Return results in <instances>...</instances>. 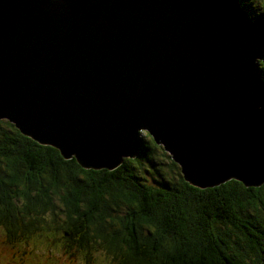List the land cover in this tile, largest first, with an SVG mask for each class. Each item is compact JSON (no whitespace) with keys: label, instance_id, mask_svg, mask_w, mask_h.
I'll return each mask as SVG.
<instances>
[{"label":"water","instance_id":"obj_1","mask_svg":"<svg viewBox=\"0 0 264 264\" xmlns=\"http://www.w3.org/2000/svg\"><path fill=\"white\" fill-rule=\"evenodd\" d=\"M264 16L233 0H0V118L118 166L147 130L199 187L264 182Z\"/></svg>","mask_w":264,"mask_h":264},{"label":"trees","instance_id":"obj_2","mask_svg":"<svg viewBox=\"0 0 264 264\" xmlns=\"http://www.w3.org/2000/svg\"><path fill=\"white\" fill-rule=\"evenodd\" d=\"M233 1L253 19L264 16V0ZM139 137L136 157L112 169L84 168L0 122L3 249L22 258L42 234L49 245L59 242L53 264H264V182L199 187L177 172L149 179L142 155L157 169L179 165L147 130Z\"/></svg>","mask_w":264,"mask_h":264},{"label":"rangeland","instance_id":"obj_3","mask_svg":"<svg viewBox=\"0 0 264 264\" xmlns=\"http://www.w3.org/2000/svg\"><path fill=\"white\" fill-rule=\"evenodd\" d=\"M251 4L255 7L260 6V1L259 0H251ZM263 58H264V56H263ZM258 59H260V58L256 57L254 62L258 63L259 62ZM5 120L9 121L8 118L5 116L0 118L1 123H5ZM139 154H140V152L138 149V152L132 157H136ZM125 158H127V157H125ZM150 159L154 160V158H150L148 156L142 155L141 156V166H140V169L146 168L147 171H149V173H148L146 170L143 169L145 174L148 175L149 179L152 176L158 177V175L163 176V175H167L168 173L174 174L177 172V174L182 175V178L184 180L188 181V179H185L181 164L177 160H175V161L179 165V169L172 168V170H173L172 171L170 169V167L167 165H160L161 169H157L153 164L154 162L150 163L151 162ZM116 167H114V168H116ZM163 173H165V174H163ZM156 174H157V176H156ZM241 182L243 183V181H241ZM191 184L196 185L194 183H191ZM196 186H198V185H196ZM253 186H255V185H253ZM168 232H170V231H166V233H168ZM171 232H172V229H171ZM48 241H49V238H47L46 236H44L42 234L34 237L33 239L30 240V242L28 244L29 248L31 249V252L27 253L22 258L19 256H16V255H10V253L6 249H3V246H2L1 241H0V264H8L9 261L11 264H16L20 259H21V261L19 264H53V262L55 261V258L52 255L51 256L49 255V258L47 260L46 259V255H47L46 253L50 252L52 249L58 248L59 242L53 241L52 244L49 245Z\"/></svg>","mask_w":264,"mask_h":264},{"label":"bare ground","instance_id":"obj_4","mask_svg":"<svg viewBox=\"0 0 264 264\" xmlns=\"http://www.w3.org/2000/svg\"><path fill=\"white\" fill-rule=\"evenodd\" d=\"M229 179V178H228ZM235 179V178H234Z\"/></svg>","mask_w":264,"mask_h":264}]
</instances>
